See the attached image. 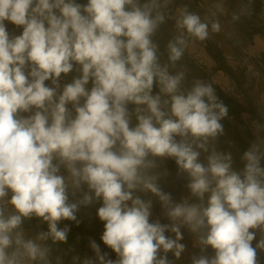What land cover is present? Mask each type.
<instances>
[{"label":"clouds","instance_id":"1","mask_svg":"<svg viewBox=\"0 0 264 264\" xmlns=\"http://www.w3.org/2000/svg\"><path fill=\"white\" fill-rule=\"evenodd\" d=\"M167 5L0 0V264H51L46 241L67 242L70 230L57 223L78 224L80 207L97 200L101 240L118 259L91 241L95 260L82 264H170L168 252L179 258L185 250L181 227L196 236L202 253L192 264H258L264 238L253 247L250 230L264 231V152L253 144L243 153L242 171L235 172L231 153L209 151L223 134L220 121L228 108L212 84L195 79L185 87V72L170 71L190 39L209 38V25L186 7L178 10L180 35L169 41V63H162L154 37ZM5 21L22 26V34L10 38ZM211 31H220L218 22ZM74 63L81 75L61 92V75ZM155 157L172 158L188 173L187 187L199 203H175L162 191L159 177L148 174ZM70 186L87 191L69 203ZM137 190L157 197L171 223L150 222L152 201L135 196ZM33 217L49 229L35 238L23 228ZM209 247L212 257L203 254Z\"/></svg>","mask_w":264,"mask_h":264},{"label":"trees","instance_id":"2","mask_svg":"<svg viewBox=\"0 0 264 264\" xmlns=\"http://www.w3.org/2000/svg\"><path fill=\"white\" fill-rule=\"evenodd\" d=\"M76 2L81 4H87L88 0H76ZM262 1H259L256 6L252 10H250V14L253 17L254 15H259L262 12ZM166 21L164 24L160 26L158 29L154 40L159 45V55L162 63L168 62V51L167 45L170 40H173L176 34V28L174 24V20L171 15V10L165 9ZM209 23V18L205 17ZM10 23L8 21H5ZM251 31L249 32L250 38L259 35H264V27L258 28L253 21H250ZM7 27V26H6ZM12 27V26H11ZM11 27H7L10 38L21 35L23 32V27H19L17 30L11 29ZM248 44V45H247ZM247 46L251 45L247 42ZM192 48V47H191ZM191 48H186L184 55L180 61L176 63L175 68H171L170 71L173 74L176 71H184L186 74L185 87H189L193 80L199 79L203 80L206 83L212 84L215 89V93L220 101L224 103V105L228 108V113L225 117L221 119V124L223 125V134L219 135L215 141H211L209 143V151H212L213 148L217 152L223 153H231L233 163H232V171L241 172L244 167V162L242 160L243 153L252 147L253 144L260 146L261 152H264V144L262 142V137H264V121L249 109H247L243 101L246 99V92L241 86V83L236 80V78L232 74L231 67L228 63L230 62L226 58V52L219 46L217 41H211L208 44V48H206L205 53V61L202 64H199L192 56ZM209 49V50H208ZM256 56L254 58L256 63H262L264 65V51L255 52ZM238 56L243 55V51L235 54ZM237 64V63H234ZM239 65V64H238ZM80 66L74 63L73 71L68 74H62L60 78L61 87H63L67 83H71L72 80L81 75L79 71ZM244 69V68H243ZM245 70V69H244ZM218 71L227 72L231 77V90L226 92L224 89V84H216L213 81V75ZM246 72V71H245ZM46 84H51V81H46ZM89 89L92 87L91 81L88 86ZM158 91V89L154 88V93ZM68 109L72 111L73 117L75 116L74 110L72 109V105H67ZM256 122L260 129L258 135H254L250 129L249 122ZM201 155H207L201 150ZM157 161V159H156ZM203 162L206 163L205 158ZM159 168H154V170L158 173H162L166 170L165 162L159 164ZM262 165H264V161H262ZM174 169L175 177L181 178L185 181V184L188 185L189 179L185 178V172H180L176 163L171 166ZM182 186L178 185L176 190L169 188L166 185L159 186L162 191L165 193H169L175 203H181L184 200V196L188 198V201L191 203H199V201L191 196L190 190L187 188L186 190ZM87 191V187L83 186L81 191H74L71 186L68 188V202L74 203L82 198L84 192ZM135 196H139L142 200L152 201L151 208V216L150 222H155L159 220L161 224H166L164 217L159 213L162 209V206L157 197H155L152 193L147 191L137 190L134 192ZM209 194L205 197V203L208 199ZM102 206V201L97 200L89 206H81L79 211L76 213L77 220L69 221V220H61L57 223L58 228H64L67 226L70 230L67 236V242H55L49 238L46 243L50 246V256L49 259L51 264H82L85 258L95 260V253L90 247V242L95 241L97 245H99L102 253H107L108 258L115 260L116 254L104 245L101 240L102 233L104 231V223L98 218L97 210ZM11 211V210H9ZM41 222L40 227L36 228V230H40L43 232H47L48 223L43 221L42 219L33 217L30 220H26L24 222L23 228H35L36 223ZM186 237L189 238L190 231L185 229ZM250 231L255 232V239L252 241V246L256 247L258 242L264 238V231L260 229H252ZM168 236L174 237V234L171 232L165 233ZM181 244L185 245V250L183 252L188 253L190 256H199L201 255L200 247L198 246L196 249L192 248L191 245H187L186 241L181 240ZM210 249L206 250V254L209 257L215 255V253H211ZM258 253V264H264V250L257 249ZM79 259H76V258ZM168 261L170 264H179L184 258H176L173 253L167 254Z\"/></svg>","mask_w":264,"mask_h":264},{"label":"rangeland","instance_id":"3","mask_svg":"<svg viewBox=\"0 0 264 264\" xmlns=\"http://www.w3.org/2000/svg\"><path fill=\"white\" fill-rule=\"evenodd\" d=\"M259 1H262L264 4V0H171L170 6L167 7V10L172 9V5H182L183 8H187L189 11L194 12L200 16L205 22L208 23L206 20L209 18V27L211 28V24L213 20L215 22H218L220 25V31L219 32H212L211 36L214 41H217L219 43V46L227 53H233L238 54L239 52L243 51L244 48L250 43L251 48L254 52H261L262 48L264 46H260V43L257 42L256 36L250 38L249 32L251 31L250 27V21H253L258 28L264 27V12L259 15H254L253 17L250 14V10L254 8L258 4ZM212 6L214 12L212 15H209L207 12V7ZM226 9V13L223 15L220 13V9ZM234 17H237L234 19ZM7 27H11L13 30H17L19 27L5 22ZM211 30V29H210ZM177 36L180 35V30L176 29ZM260 37L263 39L262 42L264 43V35H260ZM199 44V40L196 39H190L188 48H191L192 46H196ZM247 44V45H246ZM208 48V46H207ZM209 50V49H208ZM231 67L232 74L236 78L238 82L241 83L242 88L246 92V99L243 101L244 106L251 110L256 117L259 119L263 118L264 121V111L260 109V102L264 96V80L262 79H255L249 76L245 70L238 64L234 63H228ZM48 86H52L49 84ZM63 87L60 88V91L62 92ZM59 94V93H58ZM130 110L135 108V105H129ZM28 115V114H23ZM136 120L133 116L132 119V126H135ZM262 142L264 144V137H262ZM205 158V155H201L200 161L203 162V159ZM155 161V166L159 168V164L162 162H165V168L166 170L162 173H158L154 170V168L149 170V175H156L158 176L157 183L159 186L166 185L169 188H172L173 190H176L178 185L182 186L186 190L188 187L185 184V181L181 178H176L174 169L171 167L175 163V160L172 158H166V157H155L153 158ZM157 159V161H156ZM56 161H54L55 163ZM60 174L67 177L68 172L67 170L62 166L60 169ZM185 178L190 179L188 176V173L185 172ZM207 194H205V197ZM184 199H187V197L184 196ZM189 202V201H188ZM191 203V202H189ZM159 213L164 217L166 224L171 223V221L165 216L164 209L162 208ZM183 234V240L186 241L187 245H190L189 238L186 237V231L185 229L181 230ZM181 258H184L179 264H192V257L189 256L188 253L182 252Z\"/></svg>","mask_w":264,"mask_h":264},{"label":"built area","instance_id":"4","mask_svg":"<svg viewBox=\"0 0 264 264\" xmlns=\"http://www.w3.org/2000/svg\"><path fill=\"white\" fill-rule=\"evenodd\" d=\"M170 2H171V0H168L167 7L170 6ZM180 9H183L182 5H172L171 15H172V18L174 20V24H175V17L177 16L178 10H180ZM206 9H207V12L209 15L213 14L214 10H213L212 6H208ZM219 11L223 15L226 13V9H223V8H221ZM262 12H264V4L262 5ZM201 20L203 22H205L202 18H201ZM213 22H215V21L213 20ZM210 29L211 28L209 27V38L205 41H199V44H197L196 46H192V48H191L192 56L199 64H202L205 61L204 56H205L206 48H207L209 42L214 41L212 39ZM256 37H260V35L257 34ZM262 51H264V48ZM255 56H256V54L252 50V48H250V46H246L244 48L243 55H241V56L226 52V58L228 61L239 64L242 68L245 69L246 73L249 76H251L252 78L264 80V65L262 63H259V64L256 63L254 60ZM213 81L216 84H224V89L226 92H229L231 90V84H230L231 83V77L227 72H224V71L216 72L213 75ZM260 109L264 111V96L260 102ZM249 124H250V129L253 132V134L258 135L259 131H260L258 124L256 122H253V121L249 122ZM10 196H11V193H9L8 198H10ZM3 203L5 204L6 211L11 210L10 206L7 205V198H5V201ZM40 224H41V222H37L35 228H24L26 236L31 237V238H35L36 235L41 232L40 230H36V228L40 227ZM182 229H187V227H181V230ZM172 238H175V236ZM189 240H190L191 247L196 249L198 247V245L196 243V236L194 234L190 233ZM179 243H181V240L179 241ZM208 249L211 250L210 251L211 253H215V251L213 249H211L210 247ZM171 253L172 252H168L167 254H171ZM159 255H161V256L164 255L163 250L160 251ZM116 259H118L117 255H116Z\"/></svg>","mask_w":264,"mask_h":264},{"label":"crops","instance_id":"5","mask_svg":"<svg viewBox=\"0 0 264 264\" xmlns=\"http://www.w3.org/2000/svg\"><path fill=\"white\" fill-rule=\"evenodd\" d=\"M257 42H259L260 43V46L262 45V46H264V43L262 42V38L261 37H256V39H255ZM264 48V47H263ZM263 48L261 49V50H263Z\"/></svg>","mask_w":264,"mask_h":264}]
</instances>
